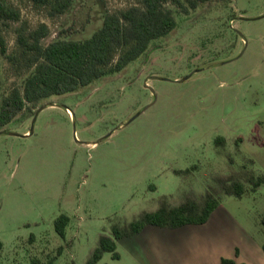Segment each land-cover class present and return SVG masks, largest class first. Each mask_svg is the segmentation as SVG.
<instances>
[{"label": "rangeland", "instance_id": "rangeland-1", "mask_svg": "<svg viewBox=\"0 0 264 264\" xmlns=\"http://www.w3.org/2000/svg\"><path fill=\"white\" fill-rule=\"evenodd\" d=\"M4 1L21 19L3 30L0 101L30 70L19 33L44 23L42 44L84 39L105 13L136 2L73 0L51 18L30 0ZM168 7L177 25L145 54L0 128V264L53 255L54 264H86L100 234L155 210L163 196L178 203L244 166L264 176V0H213L188 14ZM60 214L69 217L64 237L54 228ZM210 215L168 238L150 225L116 241L118 258L104 252L96 264H220L236 260V248L246 263H264V183L241 197L220 195Z\"/></svg>", "mask_w": 264, "mask_h": 264}, {"label": "trees", "instance_id": "trees-1", "mask_svg": "<svg viewBox=\"0 0 264 264\" xmlns=\"http://www.w3.org/2000/svg\"><path fill=\"white\" fill-rule=\"evenodd\" d=\"M47 8V15L55 17L66 12L73 0H30ZM213 0H136L119 12H107L100 25L84 39L56 38L47 44L41 39L49 29L40 23L27 36L19 33L18 45L29 53L30 68L20 87L13 86L0 101V128L12 121L23 110L35 108L41 100L54 95L70 93L94 81L120 72L136 60L152 44L168 35L177 21L168 4L179 12L188 14L200 4ZM21 19L20 10L0 0V54L6 56L7 46L3 30L12 21ZM223 146V137L215 139ZM185 170H174L181 174ZM264 183V176L242 167L238 173L216 176L202 194L186 192L178 203H171L163 196L155 210L141 211L130 221H115L109 234L99 235L97 246L89 254L86 264H96L104 252L118 258L116 241L138 234L146 225L178 228L187 224L205 223L219 204L222 194L241 197L255 191ZM69 217L60 214L54 219L57 234L64 237ZM264 227V217L261 220ZM264 255V241L261 245ZM58 254V253H57ZM56 255L45 259L33 257L29 264H54ZM220 264H246L231 258L220 259Z\"/></svg>", "mask_w": 264, "mask_h": 264}, {"label": "crops", "instance_id": "crops-1", "mask_svg": "<svg viewBox=\"0 0 264 264\" xmlns=\"http://www.w3.org/2000/svg\"><path fill=\"white\" fill-rule=\"evenodd\" d=\"M28 133V131H25L24 132V134H27ZM211 216V215H210ZM210 216H209V218H208V220L205 222V223H203V224H206L208 221H209V219H210ZM151 224H148V225H146L138 234H140V233H142L143 231H145L149 226H150ZM153 226H155V225H153ZM159 229H157V230H159V231H155V229H152V230H154V232H152V233H155V235H157V237H159V236H166L165 238H168V237H170V236H172V234H173V230L174 229H178V228H180V227H178V228H174V229H170V228H162V227H159V226H157ZM182 227V226H181ZM164 229H168L169 231H164ZM138 234H136V235H138ZM134 236V235H133ZM241 255V251L238 249V248H236V250H235V256L237 257L236 258V262H244V263H246L245 262V260L244 259H242V258H240L239 259V256ZM263 257H264V255H263ZM238 259V260H237ZM246 264H248V263H246ZM264 264V263H263Z\"/></svg>", "mask_w": 264, "mask_h": 264}, {"label": "water", "instance_id": "water-1", "mask_svg": "<svg viewBox=\"0 0 264 264\" xmlns=\"http://www.w3.org/2000/svg\"><path fill=\"white\" fill-rule=\"evenodd\" d=\"M229 60H231V59H229ZM229 60H227V61H229ZM224 62H226V61H224ZM190 75H191V74L187 75V76L184 77L183 79L189 77ZM147 106H148V105H147ZM147 106H145L142 110H144ZM42 108H43V106L37 108V110L34 112V114H33V118H32L33 121L35 120L37 113H38ZM139 113H140V111L137 112L135 115H133V116L130 118V120H132L133 118H135ZM31 132H32V128L30 129L29 133H31ZM11 134H13V135H19L18 133H15V132H11Z\"/></svg>", "mask_w": 264, "mask_h": 264}]
</instances>
